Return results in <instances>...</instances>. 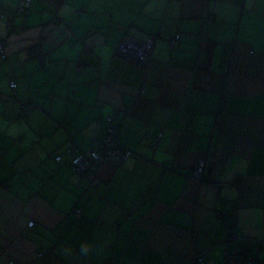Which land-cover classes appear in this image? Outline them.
I'll use <instances>...</instances> for the list:
<instances>
[{
	"label": "crops",
	"instance_id": "crops-1",
	"mask_svg": "<svg viewBox=\"0 0 264 264\" xmlns=\"http://www.w3.org/2000/svg\"><path fill=\"white\" fill-rule=\"evenodd\" d=\"M17 4L0 0V264H225L228 200L264 259V0ZM126 34L152 39L146 66L116 55ZM107 115L133 153L91 185L66 151L99 149Z\"/></svg>",
	"mask_w": 264,
	"mask_h": 264
},
{
	"label": "built area",
	"instance_id": "built-area-1",
	"mask_svg": "<svg viewBox=\"0 0 264 264\" xmlns=\"http://www.w3.org/2000/svg\"><path fill=\"white\" fill-rule=\"evenodd\" d=\"M31 3V0H18L13 12L21 13L25 11ZM0 19H5V13L0 11ZM178 35L170 39V43H175ZM152 48V39L150 37L139 39L135 36L124 35L115 46V53L123 60L138 66H146L149 61ZM5 42H0V57H5ZM6 80L12 90L16 88L14 77L10 74ZM0 98L5 99L6 95L0 93ZM20 108H32L35 105L32 102L22 100L19 102ZM108 121L107 131L102 146L88 151L77 150L74 145L67 149L70 153L68 164L79 174L85 175L91 185L96 182V172L98 167L106 162H120L132 155L133 151L122 147L117 141L118 124L112 119L111 115L106 116ZM210 159L213 157L212 148L208 151ZM61 156L56 155L55 160L60 161ZM206 162L199 159L197 163L189 170V176L199 182L205 181L208 175L205 173ZM227 209L222 212L221 222L226 231V237L223 240L224 252L223 261L225 264H264V259H258L249 254V247L238 240L235 228L237 225L236 204L228 200ZM75 214L80 213L79 208H73ZM33 222H29L32 225ZM206 258V253L200 252L193 260V263L202 264Z\"/></svg>",
	"mask_w": 264,
	"mask_h": 264
},
{
	"label": "clouds",
	"instance_id": "clouds-1",
	"mask_svg": "<svg viewBox=\"0 0 264 264\" xmlns=\"http://www.w3.org/2000/svg\"><path fill=\"white\" fill-rule=\"evenodd\" d=\"M79 251H80V254L82 256H87L89 254V252L91 251V245L89 244V242L88 241L82 242L81 245H80ZM71 252H72L71 247H68V248L64 249V253L63 254L64 255H71Z\"/></svg>",
	"mask_w": 264,
	"mask_h": 264
},
{
	"label": "water",
	"instance_id": "water-1",
	"mask_svg": "<svg viewBox=\"0 0 264 264\" xmlns=\"http://www.w3.org/2000/svg\"><path fill=\"white\" fill-rule=\"evenodd\" d=\"M38 49L37 48H33L32 50H31V53H34V56H37L38 55ZM44 60H45V57L44 56H40V57H38V61L41 63V64H43L44 63ZM113 119V118H112ZM114 120V119H113ZM115 121V120H114Z\"/></svg>",
	"mask_w": 264,
	"mask_h": 264
},
{
	"label": "trees",
	"instance_id": "trees-1",
	"mask_svg": "<svg viewBox=\"0 0 264 264\" xmlns=\"http://www.w3.org/2000/svg\"><path fill=\"white\" fill-rule=\"evenodd\" d=\"M11 14L14 15V12H13V9L10 10ZM56 156V155H55ZM55 156H54V159H55ZM57 161V160H56Z\"/></svg>",
	"mask_w": 264,
	"mask_h": 264
}]
</instances>
